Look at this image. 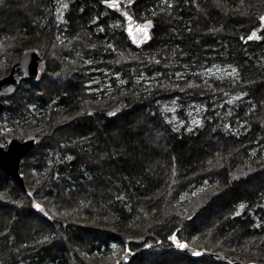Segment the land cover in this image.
I'll use <instances>...</instances> for the list:
<instances>
[{
	"label": "trees",
	"instance_id": "16d2710c",
	"mask_svg": "<svg viewBox=\"0 0 264 264\" xmlns=\"http://www.w3.org/2000/svg\"><path fill=\"white\" fill-rule=\"evenodd\" d=\"M261 17L264 0H0V79L27 50L44 62L0 99V145L36 140L24 186L0 170V264H264Z\"/></svg>",
	"mask_w": 264,
	"mask_h": 264
},
{
	"label": "water",
	"instance_id": "95a60500",
	"mask_svg": "<svg viewBox=\"0 0 264 264\" xmlns=\"http://www.w3.org/2000/svg\"><path fill=\"white\" fill-rule=\"evenodd\" d=\"M41 61V57L36 51L27 50L24 52L17 66L13 67L9 75L0 79V99L12 97L20 90L22 80L18 77L17 69L22 72L24 81H37L40 77ZM4 108V103L0 101V117ZM35 145V139L24 141L12 139L6 146L0 145V170L10 175L21 186H24V181L20 175L21 163L35 148ZM185 252L195 259L201 258L206 254L204 250L190 247L186 248ZM195 253H199V255ZM135 257L134 253L128 251L120 258L117 264H132ZM214 258L218 261H224V256L221 253H215Z\"/></svg>",
	"mask_w": 264,
	"mask_h": 264
},
{
	"label": "snow or ice",
	"instance_id": "6c2138e0",
	"mask_svg": "<svg viewBox=\"0 0 264 264\" xmlns=\"http://www.w3.org/2000/svg\"><path fill=\"white\" fill-rule=\"evenodd\" d=\"M108 6H109V7H118V5H117L116 3H109ZM65 7H67V6L65 5ZM124 15L127 16V13H125ZM128 19H129V21H131V17H128ZM261 20L264 21V17H261ZM150 27H151V22H148L147 24L144 25V27H143L142 29H140V31H143V32H144V36H145V38H149V37L147 36V29L150 28ZM129 35H130V36L132 35V31H131V29H129ZM253 37H255V33H253L251 36H249L248 39L251 40ZM133 39H134V41H135L136 38L133 37ZM29 195H31V193H29ZM35 207L39 209V208H40V205H35ZM241 207H243V205H241ZM172 239H173V242H174V243H177L175 237H172ZM177 246H178V247H181V248L185 247V245H183V244H179V243L177 244ZM195 254H196V255H199V253H195Z\"/></svg>",
	"mask_w": 264,
	"mask_h": 264
},
{
	"label": "rangeland",
	"instance_id": "374dc122",
	"mask_svg": "<svg viewBox=\"0 0 264 264\" xmlns=\"http://www.w3.org/2000/svg\"><path fill=\"white\" fill-rule=\"evenodd\" d=\"M58 15V14H57ZM26 52V51H25ZM23 55V54H22ZM21 58V57H20ZM44 69V62L40 64V72ZM18 77L22 79V73H18Z\"/></svg>",
	"mask_w": 264,
	"mask_h": 264
},
{
	"label": "flooded vegetation",
	"instance_id": "af4514ba",
	"mask_svg": "<svg viewBox=\"0 0 264 264\" xmlns=\"http://www.w3.org/2000/svg\"><path fill=\"white\" fill-rule=\"evenodd\" d=\"M41 60H42L41 63H43V59L42 58H41Z\"/></svg>",
	"mask_w": 264,
	"mask_h": 264
}]
</instances>
